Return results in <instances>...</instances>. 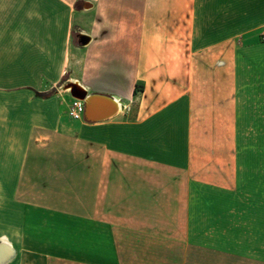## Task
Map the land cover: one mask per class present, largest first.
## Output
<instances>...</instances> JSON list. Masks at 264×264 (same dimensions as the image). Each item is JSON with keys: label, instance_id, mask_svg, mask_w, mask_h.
<instances>
[{"label": "crops", "instance_id": "crops-1", "mask_svg": "<svg viewBox=\"0 0 264 264\" xmlns=\"http://www.w3.org/2000/svg\"><path fill=\"white\" fill-rule=\"evenodd\" d=\"M111 2L0 0V264H264V0Z\"/></svg>", "mask_w": 264, "mask_h": 264}, {"label": "rangeland", "instance_id": "rangeland-1", "mask_svg": "<svg viewBox=\"0 0 264 264\" xmlns=\"http://www.w3.org/2000/svg\"><path fill=\"white\" fill-rule=\"evenodd\" d=\"M97 3H99V9H100V13H101V16H107V11H109V9H111L113 6H114V9L115 10H118L119 11V4L117 6V3L115 2H111V0H95ZM128 5V4H127ZM125 4V7H131V6H127ZM82 4L80 5V9L82 10ZM129 9V8H128ZM3 6L0 4V17L3 16ZM80 10H77V13L79 12ZM128 11V10H127ZM79 14V13H78ZM130 14L129 12L125 13L124 15H128ZM79 25H75V31L77 32L79 29ZM74 32L73 33V37H74V42L76 43L77 42V33ZM222 85V84H221ZM222 95V94H221ZM220 95V96H221ZM226 108V107H225ZM215 123V122H214ZM206 124H208V126H206ZM212 126L211 125V122H205V125H204V130H206V128H208V130L212 129ZM80 155H77L75 158H70V160H73L75 159L76 163H77V167H76V175H75V182H74V185H73V189H75V207L77 209H80L82 210L83 209V203H87L88 205H92V202L93 200L92 199V195H94V188L95 186H91L92 188H90L88 190L87 187H85V185L83 184L82 182V176H83V168H82V161L84 160L83 158V153L82 151H80ZM41 174V172L39 170L36 169V173ZM43 172H47V174L45 173H42V177L40 176L39 177V180H40V183L37 184V186H33L31 185V183H29V180H28V184H24L22 186V191L23 192H35L36 189H33L35 187H37V190L38 191H41V192H57V187H48L47 184H46V181L47 180H50L51 178L54 177V175L52 176V169H44ZM96 175V173H94L93 171V175L94 176ZM30 178V177H29ZM60 178H62V174H60ZM81 178V181H79ZM47 187V189H46ZM46 189V190H45ZM66 203V202H65ZM90 207V206H88ZM46 264H72L70 262H65V261H59V260H55V261H50Z\"/></svg>", "mask_w": 264, "mask_h": 264}, {"label": "bare ground", "instance_id": "bare-ground-1", "mask_svg": "<svg viewBox=\"0 0 264 264\" xmlns=\"http://www.w3.org/2000/svg\"><path fill=\"white\" fill-rule=\"evenodd\" d=\"M64 89L70 92H75L77 95L81 96H83V92H87L76 79L67 83L64 86ZM86 100L88 103V115L94 120L108 119L117 111L121 112L125 108L122 102L116 100L115 98H107L88 93Z\"/></svg>", "mask_w": 264, "mask_h": 264}, {"label": "built area", "instance_id": "built-area-1", "mask_svg": "<svg viewBox=\"0 0 264 264\" xmlns=\"http://www.w3.org/2000/svg\"><path fill=\"white\" fill-rule=\"evenodd\" d=\"M261 37L264 40V27L261 32ZM69 115L77 121L85 119V103L81 100L74 99V102L70 108Z\"/></svg>", "mask_w": 264, "mask_h": 264}, {"label": "water", "instance_id": "water-1", "mask_svg": "<svg viewBox=\"0 0 264 264\" xmlns=\"http://www.w3.org/2000/svg\"><path fill=\"white\" fill-rule=\"evenodd\" d=\"M80 38L81 39H84V42H83V46L87 45L89 40L88 38H84L82 35H80ZM72 96L74 97V99H78V100H81L85 103V119L87 121H90V122H96V121H101V120H106V119H100V120H94V119H91L88 115V103H87V100H86V97L88 95L87 92H83V96L81 95H77L75 92H71ZM113 117V116H112ZM111 118V117H109ZM1 250H6L4 244H0V256H1ZM1 258V257H0Z\"/></svg>", "mask_w": 264, "mask_h": 264}, {"label": "trees", "instance_id": "trees-1", "mask_svg": "<svg viewBox=\"0 0 264 264\" xmlns=\"http://www.w3.org/2000/svg\"><path fill=\"white\" fill-rule=\"evenodd\" d=\"M80 5H81V3L80 2H77L76 4H75V8L77 9V10H79L80 9ZM143 89V86H141V88H140V86H136V88H135V91H134V93L135 94H137L139 91H141ZM35 94H36V96L37 97H42V98H45V97H49V94L47 95V94H42V93H39V92H36L35 91Z\"/></svg>", "mask_w": 264, "mask_h": 264}]
</instances>
